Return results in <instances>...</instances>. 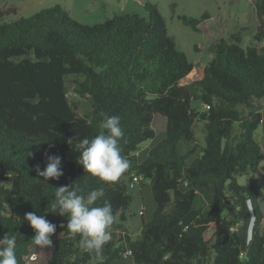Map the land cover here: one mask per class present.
I'll list each match as a JSON object with an SVG mask.
<instances>
[{
	"label": "trees",
	"instance_id": "trees-1",
	"mask_svg": "<svg viewBox=\"0 0 264 264\" xmlns=\"http://www.w3.org/2000/svg\"><path fill=\"white\" fill-rule=\"evenodd\" d=\"M144 6L147 18L126 13L96 24L78 22L60 4L0 21V238L17 236L18 264H29L35 235L24 220L28 212L57 225L42 264H97L80 249L79 235L67 232V216L51 212L56 188L73 182L80 194L98 191L95 206L109 201L117 217L103 264L124 256L131 264H264V190L236 179L257 172L264 158L254 135L264 115L256 104L264 97V0H254V44L242 46L239 32L220 38L208 47L213 57L198 68L176 48L156 4ZM6 13L0 10V17ZM204 17L180 18L198 30ZM68 75L77 77L76 94L89 99L87 114H77L68 99ZM189 83L199 88L197 95ZM193 100L208 107L200 110ZM156 113L166 120L164 138L138 161L139 145L154 137ZM104 115L121 118V154L131 162L114 183L86 173L67 143L103 132ZM197 121L205 143L187 163L188 154L176 147L194 140ZM46 152L62 158L59 180L45 181L34 170L46 167ZM132 175L148 180L156 205L135 238L123 222ZM244 216L248 237L238 225Z\"/></svg>",
	"mask_w": 264,
	"mask_h": 264
},
{
	"label": "rangeland",
	"instance_id": "rangeland-1",
	"mask_svg": "<svg viewBox=\"0 0 264 264\" xmlns=\"http://www.w3.org/2000/svg\"><path fill=\"white\" fill-rule=\"evenodd\" d=\"M146 2L156 4L165 19L167 31L173 37L176 48L186 55L195 68L210 61L213 53L208 50V47L220 38L229 40L232 34L239 32L242 46L254 44L253 35L256 30L254 0H0V10L7 11L0 17V21H10L20 16H28L54 4L63 6L72 18L83 24L100 23L114 15L126 13L147 18V10L144 6ZM203 14L205 17L197 26L198 30H193L180 18L182 15H186L201 19ZM75 78L77 77L73 75L66 76L67 96L70 101L77 104V114L84 115L90 111L91 106L89 99L80 97L74 91L73 80ZM189 79L190 77L186 81L188 82ZM189 92L195 96L198 94L199 88L189 83ZM256 104L264 113V97L257 100ZM192 106L200 110L205 108L198 100H193ZM165 122L163 115L154 114L151 123L154 137L140 144L141 148L148 145L153 147L164 138ZM193 131L194 140L182 139L176 147L179 154H188L187 163H190L201 153L205 143L203 122H195ZM254 135L264 155V115ZM191 149L192 152L189 153ZM147 155L145 151H140L137 160L142 161ZM236 179L241 185L248 183L254 185L259 191L264 190V158L260 162L257 172L239 175ZM138 184L141 187L140 190H138ZM127 191L131 195V202L124 212L123 222L130 236L135 238L142 224L151 220L156 205L147 179L140 180L133 187H129L127 183ZM199 199L201 203L206 202L204 189H199ZM171 208L172 202L166 206L165 212H169ZM242 219H244L243 222L241 221L238 225L248 237L251 229L250 220L246 221L245 216ZM50 250L51 248H39L31 244L25 260L29 264H42L46 261ZM112 264H131V260L128 256H124Z\"/></svg>",
	"mask_w": 264,
	"mask_h": 264
},
{
	"label": "clouds",
	"instance_id": "clouds-1",
	"mask_svg": "<svg viewBox=\"0 0 264 264\" xmlns=\"http://www.w3.org/2000/svg\"><path fill=\"white\" fill-rule=\"evenodd\" d=\"M101 127L104 131L91 138L69 139L67 143L79 153L76 162L83 166L86 173L102 182L114 183L131 167V162L121 154L120 140L125 133L118 115H104ZM45 157L46 167L43 170L39 164L35 166L37 176L45 181L59 180L64 175L61 168L62 158L47 152ZM99 198L100 193L96 190L80 194V189L73 182L71 185L56 188L51 212L67 216V232L73 237L79 235L80 249L94 254L97 264H103L104 248L111 240L110 229L116 223L117 217L111 202L105 201L102 206H95ZM24 220L35 232L31 239L34 245L46 249L53 247L52 236L56 232V224L47 220L45 215H37L35 212L25 213ZM16 244V235L7 233L0 238V264H18Z\"/></svg>",
	"mask_w": 264,
	"mask_h": 264
},
{
	"label": "crops",
	"instance_id": "crops-1",
	"mask_svg": "<svg viewBox=\"0 0 264 264\" xmlns=\"http://www.w3.org/2000/svg\"><path fill=\"white\" fill-rule=\"evenodd\" d=\"M145 142V141H144ZM143 143V142H142ZM141 143V144H142ZM152 146L151 145H148V146H145V147H140V145H139V149L135 152V155H136V157H138V155H139V152L140 151H145V153H147L148 154V151H149V149L151 148ZM147 157V156H146ZM138 159V158H137ZM139 161V160H138ZM135 184V183H134ZM128 185H129V182H128ZM134 186V185H133ZM133 186H130L129 185V187H133ZM138 186V190H140L141 189V187H140V185L138 184L137 185ZM260 207H261V210L264 212V205L262 204V203H260Z\"/></svg>",
	"mask_w": 264,
	"mask_h": 264
},
{
	"label": "built area",
	"instance_id": "built-area-1",
	"mask_svg": "<svg viewBox=\"0 0 264 264\" xmlns=\"http://www.w3.org/2000/svg\"><path fill=\"white\" fill-rule=\"evenodd\" d=\"M205 107H208V106L205 105ZM140 180H141V177L140 176L132 175L131 178H130V180H129V185L130 186H133L134 183H138Z\"/></svg>",
	"mask_w": 264,
	"mask_h": 264
}]
</instances>
